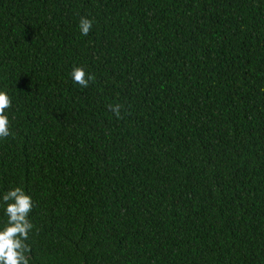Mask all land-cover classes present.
<instances>
[{
	"label": "trees",
	"instance_id": "1",
	"mask_svg": "<svg viewBox=\"0 0 264 264\" xmlns=\"http://www.w3.org/2000/svg\"><path fill=\"white\" fill-rule=\"evenodd\" d=\"M0 91L29 264H264V0H0Z\"/></svg>",
	"mask_w": 264,
	"mask_h": 264
},
{
	"label": "clouds",
	"instance_id": "2",
	"mask_svg": "<svg viewBox=\"0 0 264 264\" xmlns=\"http://www.w3.org/2000/svg\"><path fill=\"white\" fill-rule=\"evenodd\" d=\"M93 21L87 17H81L79 29L82 35L87 36L91 31ZM74 84L81 88L88 87L95 80V76L86 73L83 67H74L70 73ZM12 107V99L6 91H0V139H6L10 135V121L6 110ZM121 104L109 105L108 109L118 119L121 118ZM0 207L4 209L6 220L0 227V264H29V256L32 249L27 243L29 234L34 225L29 220L33 210L32 197L27 195L23 188L9 189L0 198Z\"/></svg>",
	"mask_w": 264,
	"mask_h": 264
}]
</instances>
